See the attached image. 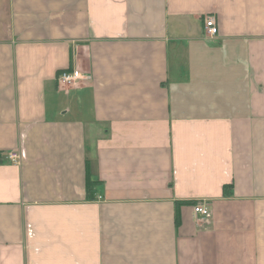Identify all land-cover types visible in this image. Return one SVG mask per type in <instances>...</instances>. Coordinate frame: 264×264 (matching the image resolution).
Here are the masks:
<instances>
[{"label":"crops","instance_id":"0c3cea01","mask_svg":"<svg viewBox=\"0 0 264 264\" xmlns=\"http://www.w3.org/2000/svg\"><path fill=\"white\" fill-rule=\"evenodd\" d=\"M0 264H264V0H0Z\"/></svg>","mask_w":264,"mask_h":264},{"label":"built area","instance_id":"2783aa9c","mask_svg":"<svg viewBox=\"0 0 264 264\" xmlns=\"http://www.w3.org/2000/svg\"><path fill=\"white\" fill-rule=\"evenodd\" d=\"M219 32V21L215 14H209L205 18L204 33L206 36L213 37ZM60 85L64 87H72L74 85L82 83L84 80L89 78L79 69H67L59 73ZM7 158L14 164H20L22 155L18 150H11L7 152ZM194 212L198 219L209 220L212 216L211 209L206 204H199L194 206Z\"/></svg>","mask_w":264,"mask_h":264},{"label":"rangeland","instance_id":"374dc122","mask_svg":"<svg viewBox=\"0 0 264 264\" xmlns=\"http://www.w3.org/2000/svg\"><path fill=\"white\" fill-rule=\"evenodd\" d=\"M208 15H206L205 17H204V22H203V30H204V25H205V18L207 17ZM219 33V32H218ZM204 35H205V33H204ZM206 36V35H205ZM216 36V35H215ZM206 37H208V36H206ZM214 37V36H213ZM209 38H212V37H210L209 36Z\"/></svg>","mask_w":264,"mask_h":264},{"label":"trees","instance_id":"16d2710c","mask_svg":"<svg viewBox=\"0 0 264 264\" xmlns=\"http://www.w3.org/2000/svg\"><path fill=\"white\" fill-rule=\"evenodd\" d=\"M87 183L90 185V179L87 180Z\"/></svg>","mask_w":264,"mask_h":264}]
</instances>
